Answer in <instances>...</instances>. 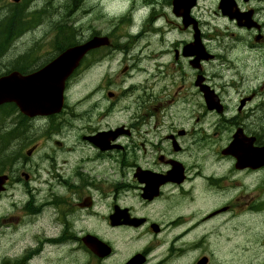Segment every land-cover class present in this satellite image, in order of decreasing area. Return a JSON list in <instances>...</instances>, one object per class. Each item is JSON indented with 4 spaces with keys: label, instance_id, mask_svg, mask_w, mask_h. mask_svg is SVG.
Here are the masks:
<instances>
[{
    "label": "flooded vegetation",
    "instance_id": "obj_1",
    "mask_svg": "<svg viewBox=\"0 0 264 264\" xmlns=\"http://www.w3.org/2000/svg\"><path fill=\"white\" fill-rule=\"evenodd\" d=\"M237 2L240 11L236 13L253 11L258 26H248L245 17L234 19V11H228L213 32L209 27L201 32L198 22L199 55L212 59L203 60L197 69L191 65L197 53L193 48L185 50L197 39L196 31L184 28L182 18L174 16V29L182 37L168 53L173 89L132 98L131 118L119 124L131 135H118V142L107 143L112 146L108 151H118L110 167L116 178L106 194L100 185V200L94 195L93 174L100 169L94 161L79 158L78 162L87 165L84 174L72 169L70 178L54 181L50 243L29 250L22 264H52L54 258L64 264H228V212L239 200L235 196L228 199V174H247L254 179L258 170L236 166L228 144L236 131L264 141V120L255 116L259 108L264 109V54H257L264 50V15L245 0ZM193 13L197 16L198 9ZM18 22L23 24L21 20L14 24L2 21L0 30L5 26L11 32L13 28L16 35L17 28L25 26ZM203 38L214 58L206 52ZM76 42L67 35V41L56 50ZM170 103L175 114L171 118L161 112ZM114 104L110 102L108 110ZM83 109L86 135L110 129L99 127L104 119H90L89 110ZM252 112L254 120L249 122ZM121 136L127 140L119 142ZM88 137L82 136L96 145ZM254 141L257 144L256 138ZM50 157L53 165L57 157L54 153ZM55 171L59 168H48L50 173ZM59 187L68 192L64 198L59 196ZM104 197L106 207L102 208ZM260 206H264V198ZM42 209L35 216L41 217ZM132 217L144 220L138 223ZM242 219L249 220L247 216ZM89 234L108 243L111 252L107 253L108 247L99 254L91 251L84 243Z\"/></svg>",
    "mask_w": 264,
    "mask_h": 264
},
{
    "label": "rangeland",
    "instance_id": "obj_2",
    "mask_svg": "<svg viewBox=\"0 0 264 264\" xmlns=\"http://www.w3.org/2000/svg\"><path fill=\"white\" fill-rule=\"evenodd\" d=\"M85 1L86 0H23V2L15 3L13 0H0V28L2 21L9 20V24H14L19 20L8 17L10 12L15 8V11H18V9H25L28 14L24 19L21 13H18L20 15L13 14L11 16L21 18V20L25 21H32L34 20V17L38 18V20L41 19L37 24L28 27L27 29L29 31L27 30L20 38L19 36L25 29V26L17 28V39L13 38L9 50L0 57V73H3L8 68H12L21 63L24 57L22 51H28L31 43L38 40L47 43L52 40V34L50 33L56 32L55 24H63L64 17L68 18L69 25L76 29V31H72L69 36H73V39L75 38L76 41L81 42L92 31L102 33L103 29L109 27L108 25L110 23L103 18V14L105 13L115 15L128 12L127 14H130L132 12L131 6L134 1L139 16L144 15L147 10V7L144 6V4H146L144 0H96L98 4L97 11L100 15L97 20H93V15H90L85 11H96L91 8H84L83 2ZM207 2L208 5L211 4L209 0H207ZM124 9L127 10L122 12ZM38 11H40V13L35 14V12ZM157 12H159L160 16L163 18L161 23H168L169 28L171 29L173 23L170 21H173V17L169 0H158ZM72 24H75L76 26ZM18 25L23 24L18 22ZM128 30L131 31L132 27L129 28L127 24L124 25L117 31L118 38L115 39H118L120 43H125L128 40V37L124 35ZM11 32L15 33L13 28L11 29ZM168 36L169 39L172 40L178 39L177 37L172 36V33H169ZM64 39H67V36ZM61 45L62 41L59 42L57 48ZM44 51H47V47ZM39 54V52H35L34 57H38ZM96 62H101V60ZM38 64L39 63H36L35 66ZM100 81L101 76L98 67L95 66L91 68L89 72L82 70L74 79L71 88V98L73 99V103L75 102V99L81 98L85 86H87L88 89H91ZM185 86H188V83H186ZM195 114L196 112L193 114L190 113L185 118L191 117L192 115L194 116ZM74 126H76L75 123H72V125L68 124V128ZM58 149L61 152H67L68 150V148L62 147H59ZM0 165L4 166L2 167L3 170L9 167H15V163L5 156H0ZM229 165L230 163L228 161V167ZM110 178L111 172L105 167L100 174V183L103 184ZM230 179H234L233 185L230 182ZM261 182L262 179L260 174L255 175L253 180L251 179V176H248L247 174H233L228 176V199H232L234 196L239 199L238 205L228 213V236H230L232 240L236 238L232 237V235L236 232H240L245 227L244 221L240 218V214H242L244 210L254 219L252 222V234L255 236L264 235V209H259L258 212H254L252 210L253 207H251L252 205H254V207L258 206L262 201V198H264V187L261 185ZM232 190H235L234 194L230 192ZM21 192L22 189L20 187L12 184L8 194L0 199V264H2L5 259L16 258L25 247L33 244L36 240V236H41L42 229L48 234H50V231L54 230L50 222L45 223L44 216H42L41 225L39 226V222L37 224L35 222L36 217L30 215L29 210L26 207L20 206L19 202L24 198V195H22ZM231 199L229 201H231ZM240 204L242 205V209L239 208ZM261 207L264 208V206ZM236 211L239 216L233 219L231 215L235 214ZM235 240L240 242L243 247H248L241 248L238 244H231L229 246L230 250L228 251V264H256L260 258L264 257V252L252 254V250L249 249L251 243L244 238L239 236V238ZM262 244H264V242ZM262 248L264 249V246H262ZM253 249L256 250L257 248ZM54 261L55 262L52 264H64L62 259L58 260L54 258Z\"/></svg>",
    "mask_w": 264,
    "mask_h": 264
},
{
    "label": "water",
    "instance_id": "obj_3",
    "mask_svg": "<svg viewBox=\"0 0 264 264\" xmlns=\"http://www.w3.org/2000/svg\"><path fill=\"white\" fill-rule=\"evenodd\" d=\"M180 0H175V4H178ZM101 44H105L103 41L100 42ZM90 46H84V49L87 50ZM72 70V67L64 60L62 59H57L54 63H52L50 66L47 67L45 70V74L49 78L50 83L52 84L54 93L57 96L58 101L60 102L61 100V95H62V81L63 78L69 74ZM6 92L1 91L0 89V103L7 99H13L14 96L10 97H5ZM24 98V95L22 96ZM60 106V105H59ZM26 111H30L32 109H36L38 111H43V112H51L50 105L46 103H42V101H36L34 103H31L25 107ZM88 246L91 247L92 249L96 250L98 249L99 243L97 242L96 237H88ZM91 241L94 243V246L91 244Z\"/></svg>",
    "mask_w": 264,
    "mask_h": 264
},
{
    "label": "bare ground",
    "instance_id": "obj_4",
    "mask_svg": "<svg viewBox=\"0 0 264 264\" xmlns=\"http://www.w3.org/2000/svg\"><path fill=\"white\" fill-rule=\"evenodd\" d=\"M8 17H11V18H15V19H19V20H21V18H17V17H14V16H11V15H9ZM21 22L25 25V23L21 20ZM26 26V25H25ZM65 49V48H64ZM11 161V160H10ZM2 167H4V166H2V165H0V172H2V170H3V168ZM44 204H34V206H33V210H34V214H36L37 213V210H38V208H44L45 210H43L42 212H41V216L45 213V211L47 210V209H49V208H51V207H49V205H50V201H45V202H43ZM264 244H260V246L262 247Z\"/></svg>",
    "mask_w": 264,
    "mask_h": 264
},
{
    "label": "trees",
    "instance_id": "obj_5",
    "mask_svg": "<svg viewBox=\"0 0 264 264\" xmlns=\"http://www.w3.org/2000/svg\"><path fill=\"white\" fill-rule=\"evenodd\" d=\"M66 41H67V39L62 40L63 43H65ZM2 47H3V46L0 45V49H2Z\"/></svg>",
    "mask_w": 264,
    "mask_h": 264
}]
</instances>
